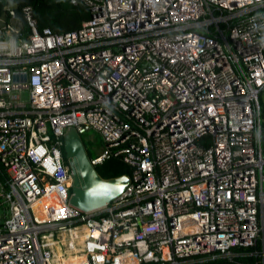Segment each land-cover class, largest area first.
Listing matches in <instances>:
<instances>
[{
	"label": "built area",
	"instance_id": "1",
	"mask_svg": "<svg viewBox=\"0 0 264 264\" xmlns=\"http://www.w3.org/2000/svg\"><path fill=\"white\" fill-rule=\"evenodd\" d=\"M71 3L61 33L0 12V264H264V0ZM68 127L130 170L101 208L69 201Z\"/></svg>",
	"mask_w": 264,
	"mask_h": 264
},
{
	"label": "water",
	"instance_id": "2",
	"mask_svg": "<svg viewBox=\"0 0 264 264\" xmlns=\"http://www.w3.org/2000/svg\"><path fill=\"white\" fill-rule=\"evenodd\" d=\"M63 139L66 164L72 171V196L69 201L73 206L88 212L109 204L123 194L129 183L127 175L102 178L90 162L84 140L75 128H65Z\"/></svg>",
	"mask_w": 264,
	"mask_h": 264
},
{
	"label": "trees",
	"instance_id": "3",
	"mask_svg": "<svg viewBox=\"0 0 264 264\" xmlns=\"http://www.w3.org/2000/svg\"><path fill=\"white\" fill-rule=\"evenodd\" d=\"M11 4L18 15H21L22 8L32 6L33 15L37 19V27H48L53 32L61 33L79 28L87 19L91 17L90 10L81 4H73L71 0H0V12L4 6ZM260 115H264V87L260 92L259 99ZM87 147L89 156H92L90 147ZM65 162V153L62 150ZM98 174L102 178H113L121 175L130 174L129 168L119 159L109 158L96 166ZM213 264V263H209Z\"/></svg>",
	"mask_w": 264,
	"mask_h": 264
},
{
	"label": "rangeland",
	"instance_id": "4",
	"mask_svg": "<svg viewBox=\"0 0 264 264\" xmlns=\"http://www.w3.org/2000/svg\"><path fill=\"white\" fill-rule=\"evenodd\" d=\"M81 138L84 140V143L90 147L89 150H91L92 156L98 154L100 149H102L103 138L98 133L90 130L89 132L81 135ZM3 214L4 209L0 207V215L4 216Z\"/></svg>",
	"mask_w": 264,
	"mask_h": 264
}]
</instances>
